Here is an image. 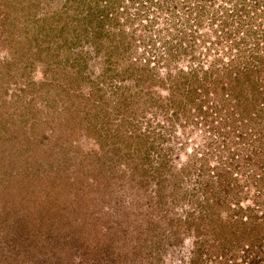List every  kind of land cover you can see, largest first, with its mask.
Here are the masks:
<instances>
[{"label": "rangeland", "instance_id": "rangeland-1", "mask_svg": "<svg viewBox=\"0 0 264 264\" xmlns=\"http://www.w3.org/2000/svg\"><path fill=\"white\" fill-rule=\"evenodd\" d=\"M98 1L0 0V264H246L264 0Z\"/></svg>", "mask_w": 264, "mask_h": 264}, {"label": "trees", "instance_id": "trees-1", "mask_svg": "<svg viewBox=\"0 0 264 264\" xmlns=\"http://www.w3.org/2000/svg\"><path fill=\"white\" fill-rule=\"evenodd\" d=\"M143 2V1H142ZM141 2V3H142ZM98 4H99V6H101V8L102 9H100V10H102L101 12H103L104 13V18H106V19H113V20H115V18H117L116 17V13L114 12V10L113 9H111V8H109V6H110V4L108 3L107 4V2L106 3H102V0H99L98 1ZM143 4V3H142ZM246 7V6H245ZM246 9V8H245ZM113 12L115 13V15H113ZM246 13H247V11H245ZM259 12H261V11H259ZM260 13H258V15H259ZM263 14V13H262ZM103 15H101V17H102ZM256 44V43H255ZM258 44V43H257ZM253 56H256L257 58H258V54H256V55H251V57H253ZM134 59H137L136 57H134ZM219 62H222L223 63V68H227V63L225 62V60H222V59H219ZM233 62V61H232ZM213 65L214 66H216V64L215 63H213ZM182 71H184V69H181ZM193 71V70H192ZM227 71V70H226ZM242 71H246V69H241L240 71H239V74L242 72ZM193 73H194V71H193ZM227 73H228V75H229V80L228 81H232V79L231 78H235V79H238V77L240 76L239 74H233L231 71L230 72H228L227 71ZM207 75V74H206ZM236 75V76H235ZM228 85V84H227ZM227 87V86H226ZM227 89H229L230 90V86L228 85V87H227ZM226 89V90H227ZM244 133H243V131H240L237 135H234V136H236L237 137V139H245V138H247V136H245V134L243 135ZM228 150V149H227ZM228 151H230V150H228ZM231 152V151H230ZM223 156V155H222ZM220 159H221V157H220ZM251 159V158H250ZM221 161V160H220ZM257 161V160H256ZM225 171V170H224ZM263 214H261V217L260 216H258V218L263 222V224H264V220H262V216ZM248 219L246 218V219H243V217H242V219H240V221L243 223V224H247V223H249V221H247ZM258 224H260V222H258ZM250 244V245H249ZM248 245H245V249H244V251H243V253L247 256V259L249 260L248 262H246V264H256V263H263L264 264V231H263V233L261 234V235H259V236H257L256 238H255V240L253 241V243L251 244V243H249ZM245 256V257H246Z\"/></svg>", "mask_w": 264, "mask_h": 264}]
</instances>
